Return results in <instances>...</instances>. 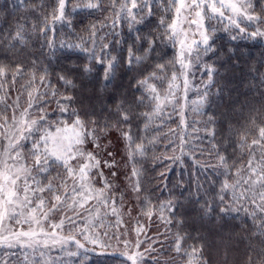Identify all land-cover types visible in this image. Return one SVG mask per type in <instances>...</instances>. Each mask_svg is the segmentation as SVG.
Segmentation results:
<instances>
[{
	"label": "trees",
	"instance_id": "16d2710c",
	"mask_svg": "<svg viewBox=\"0 0 264 264\" xmlns=\"http://www.w3.org/2000/svg\"><path fill=\"white\" fill-rule=\"evenodd\" d=\"M54 3L55 0H0V37L7 38L10 32L15 31L18 23L25 24L28 28L33 24L39 27L45 12H49ZM78 3L80 0H72L66 9L71 26L56 25L55 41L57 44L61 41L79 43L80 37L87 39L86 29L90 25L106 23L110 26L113 19H116L115 31L119 35L115 39L120 40L121 44L117 45L113 55L118 56L121 62L114 76L105 81L103 66L93 62V72H73L70 78L74 80V86L64 85L58 76L68 73L75 65L88 63L86 53H79V59L74 56L71 62L57 60L49 55L46 47H41L42 41L35 37L27 48L0 46V66H6L7 72V78L0 76V83L3 84L0 88V97H3V102H0V124L4 122L3 117L9 118V124L0 128V140L3 139L2 134L5 131H14L11 128L13 109L10 106L17 102V98L19 100L15 114L19 116V112L27 107L29 93L35 96L37 89L41 92L45 90L37 82H33L31 88L28 87L33 75L36 81L47 75L53 88L59 93L57 99L69 108L65 118L75 111L82 119L94 120L103 126L105 122L114 123L117 120V106L123 104L130 110L133 118L121 127L125 130L130 128L133 140L136 143L143 141L147 147L145 155H138L135 164L141 173L139 179L143 191L138 197L130 188L128 177L131 176L133 164L128 160L126 141L113 129L101 140L102 145H107L106 151L100 154L101 170L116 185V196L119 198L123 193L124 199L119 224L116 223V217L110 214L105 216V210L99 209L100 216L103 217V230L109 235L112 232H128L130 236L126 238L134 240V229L138 224L143 225L144 231L139 238L145 241V246L151 240L157 252L162 253L161 261L169 260L171 264H189V257L177 254L173 249V241L177 235L184 237L182 252L184 249L191 252L195 248L202 252L207 264H248L249 258L255 264L258 254L264 251V235L256 234L251 215L254 209L259 212V198L255 204L245 200L233 203L232 207L239 211L225 214L221 211L224 205L221 204L219 196L225 180L232 184L238 178L236 169H241L245 178L249 176L247 163L251 148H242L240 143L246 138L248 145H251L252 140L259 135V128L264 127V87L260 85V79H264V38L232 40L231 33L225 31L223 25L215 20L211 21L217 28L215 46L219 49V56L209 59V63H214L218 71L216 85L211 89L210 103L201 101L198 95V88L202 89L201 81L207 82L206 76L203 70L195 71L194 80L190 79V84L195 83L197 87H190L187 100L181 101L180 110L173 112V106L169 103L163 114V121L154 118L145 128L146 122L138 113L148 111L147 101L139 107L134 103L142 91L136 90V81L141 78L140 73L146 68L151 71L158 63L169 64L178 46L174 48L167 41L158 42L155 51L144 63L134 64L129 69L123 61L127 56V47L136 35L135 30L129 31L127 23H121L114 15L109 7L111 0H103L101 9L72 12V8ZM150 3L154 14L145 19L144 23L136 25L140 35H147L149 32L159 34L158 21L161 16L167 19L172 15L163 11L164 5L160 0H150ZM253 3L257 13L264 8V0H253ZM207 23L209 22L205 21ZM109 31L110 28H104L102 34ZM49 38H52V34H49ZM113 39V36H108V41ZM18 65L21 67L19 74L16 73ZM13 75L15 80L11 78ZM156 83L162 93L167 89L166 81L162 84L158 80ZM218 89L220 94L216 95ZM64 96H70L72 100H63ZM48 101L46 111L59 116L56 100L49 96ZM210 118L214 119V123H209ZM213 129L215 137L211 135ZM180 139L186 140L187 147L184 148L181 160L177 161L172 157L181 156L177 148ZM214 145L229 157L230 165L235 164L229 174L231 178L224 174L223 169L204 167L206 163H217L214 155L209 156ZM88 149L92 150L91 144ZM107 151L114 155L109 157ZM259 151L257 147V157ZM113 159L116 161L115 167L103 166V160ZM57 170L63 172L62 169H54L49 174V179L56 175ZM112 172L117 173L116 177L111 175ZM70 186L69 184V188ZM96 186H101L98 177ZM244 187L246 186L238 188L237 194ZM255 187L259 190L258 184ZM225 195V203H230L233 200L232 190L229 189ZM45 196L48 197L49 194L45 193ZM146 201L151 203H144ZM168 202L174 206V212L160 210L159 205H166ZM205 202L211 206V211L204 210ZM149 209L153 212L151 216L145 214ZM65 211L72 215L67 209ZM60 216L61 213L58 212L54 219L58 220ZM168 220L171 223H167ZM10 227L13 230L16 227L18 229L15 224ZM67 234V229L61 233ZM109 243L112 245L109 249L96 248L97 253L107 251V255L90 254L89 261L82 264H126L123 258L113 254L124 251L123 245H118L116 240H110ZM0 260L7 264H59L61 260L65 264H72V258L60 252L59 245L41 246L35 251L26 246H0Z\"/></svg>",
	"mask_w": 264,
	"mask_h": 264
},
{
	"label": "snow or ice",
	"instance_id": "6c2138e0",
	"mask_svg": "<svg viewBox=\"0 0 264 264\" xmlns=\"http://www.w3.org/2000/svg\"><path fill=\"white\" fill-rule=\"evenodd\" d=\"M71 2L72 0H55L51 10L45 12L39 27L33 24L28 28L25 24L18 23L15 31L10 32L7 38L0 37V46L27 48L35 37L42 41L41 47H46L49 55L57 60L64 59L71 62L74 56L79 59V53H86L88 63L75 65L68 73L60 74L58 79L64 85L74 86V80L70 78L72 73L89 74L93 72L94 62L103 66V78L108 81L114 76L121 62L118 56L113 55L117 45L121 44L120 40L115 39L119 35L115 31L116 19H113L110 26L106 23L90 25L86 29L87 39L80 37L79 43L61 41L57 44L56 25L71 26L66 11ZM160 2L164 5L163 11L172 15L167 19L161 16L158 21L159 34L149 32L147 35H140L136 25L144 23L145 19L154 14L150 0H111L109 5L121 23H127L129 31L136 32L132 43L127 47V56L123 61L129 69L134 64L144 63L155 51L158 42L167 41L174 48L178 46L169 64L158 63L151 71L146 68L140 73L141 78L136 81V90L142 91L134 103L139 107L145 105L147 101L148 111L138 113L146 122L145 128L154 118L163 121V114L169 103L173 106V112L180 110L181 101L187 100L190 87H197L195 83L190 84V79L194 80L195 71L203 70L206 76L207 82L201 81L202 89L198 88V95L201 101L210 103L211 89L216 85L215 77L218 71L214 63H209V59L212 56L217 58L219 56V49L215 46L217 28L211 24V21L215 20L223 25L224 30L231 33L232 40L264 38V8L257 13L253 0H160ZM101 8H103V0H80V3L72 8V12ZM205 21L209 23L205 24ZM104 28H110V31L102 34ZM49 34H52V38H49ZM109 35L114 37L112 41H108ZM44 71L47 72L46 69ZM20 72L21 67L18 65L16 73ZM0 76L7 78L6 66H0ZM11 78L15 80V75ZM158 80L162 84L164 81L167 82V89L163 93L157 86ZM33 82H37L45 90L41 92L37 89L35 96L30 92L27 107L19 112V116L15 114L19 100L17 98V102L10 106L13 109L10 120L14 131H5L2 134L3 139L0 140V246L7 248L26 246L35 251L40 245L44 247L59 245V251L72 258V264H82L84 261H89L90 254L107 255V251L97 253L96 248L109 249L112 247L109 241L116 240L125 250L113 254L123 258L126 264H171L169 260L161 261L162 253L157 252L151 240L145 246V241L139 238L144 231L143 225L138 224L134 229L136 233L134 240L126 238L130 236L128 232H112L109 235L103 230V217L100 216L99 209L105 210V216L110 214L116 217V223L119 224L120 209L123 208L124 199L123 193L119 198L116 196V185L105 177L101 170L100 154L107 149V145H102L101 140L113 129L126 141L128 160L133 164L131 176L128 177L130 188L138 197L143 191L139 179L141 173L135 164L137 156H144L147 147L143 141L136 143L133 140L130 128L125 130L121 127L133 118L130 110L123 104L118 105L117 120L114 123L105 122L103 126L94 120L82 119L75 111L65 118L69 108L57 99L59 93L53 88L47 75L41 76L38 81L33 75L32 80L29 81V88L32 87ZM260 85L264 87V79H260ZM2 87L3 84L0 83V88ZM219 94L218 89L216 95ZM49 96L56 100L59 116L46 111L45 106L49 102ZM63 100L70 102L72 97L64 96ZM0 102H3V97H0ZM3 121L0 128L9 124V118L3 117ZM209 123H214V119L210 118ZM215 134L213 129L211 135L215 137ZM89 144L92 145V150L88 149ZM240 146L251 148L247 163L249 176L245 178L243 171L236 169L238 178L235 182L230 184L225 180L222 183L219 199L224 207L221 211L225 214L231 211L238 212L239 209L232 207L233 203L245 200L255 204L259 198V212L254 209L251 215L256 234L264 235V127L259 128V135L252 140L251 145H248L245 138ZM185 147H187L186 140L180 139L177 148L181 156H173L172 159L181 160ZM257 147L260 149L259 157L256 155ZM107 155L112 157L114 154L107 151ZM213 155L217 163H206L204 167L213 170L223 169L224 174L231 178L229 174L232 168H235V164L230 165L229 157L222 154L215 145L209 152L210 157ZM103 166L115 167L116 161L103 160ZM54 169H62L63 172L57 170L56 175L49 179V174ZM111 175L116 177L117 173L112 172ZM97 177L101 181L100 187L96 186ZM257 184L259 190L255 187ZM241 186L246 187L237 194L236 190ZM229 189L232 190L233 200L225 203V194ZM45 193L49 196L46 197ZM93 201L95 203H92ZM159 208L161 211L175 210L171 202L166 205L160 204ZM66 209L72 215H68ZM204 210H212L207 202ZM58 212L61 216L56 220L54 216ZM145 214L151 216L153 212L149 209ZM13 223L26 224L28 228L13 230L10 227ZM167 223L171 221L168 220ZM65 229L68 234L61 235ZM183 240L184 237L177 235L173 241L174 251L189 257V264H207L202 252L195 248H192L191 252L187 249L182 252ZM88 245L93 247L89 248ZM0 264L7 262L0 260ZM59 264L65 262L61 260ZM248 264H253L251 258ZM255 264H264V251L258 254Z\"/></svg>",
	"mask_w": 264,
	"mask_h": 264
},
{
	"label": "rangeland",
	"instance_id": "374dc122",
	"mask_svg": "<svg viewBox=\"0 0 264 264\" xmlns=\"http://www.w3.org/2000/svg\"><path fill=\"white\" fill-rule=\"evenodd\" d=\"M195 28V26H193V29ZM14 224V223H13ZM16 225V224H15ZM17 226V225H16ZM24 226V227H23ZM23 228H21V225H18V229L16 227V230H27L28 226L26 224L22 225ZM6 235H8L7 233H5ZM43 247V245H40L39 247ZM29 248V247H28ZM31 249V248H30Z\"/></svg>",
	"mask_w": 264,
	"mask_h": 264
}]
</instances>
